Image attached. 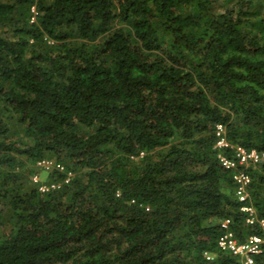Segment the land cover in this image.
I'll use <instances>...</instances> for the list:
<instances>
[{
    "label": "trees",
    "instance_id": "16d2710c",
    "mask_svg": "<svg viewBox=\"0 0 264 264\" xmlns=\"http://www.w3.org/2000/svg\"><path fill=\"white\" fill-rule=\"evenodd\" d=\"M217 124L264 150V0H0V264H241Z\"/></svg>",
    "mask_w": 264,
    "mask_h": 264
},
{
    "label": "built area",
    "instance_id": "2783aa9c",
    "mask_svg": "<svg viewBox=\"0 0 264 264\" xmlns=\"http://www.w3.org/2000/svg\"><path fill=\"white\" fill-rule=\"evenodd\" d=\"M31 20H35L37 15L36 7L31 8ZM216 142L214 149L217 151L219 164L226 170L232 171V179L235 184V194L241 203L240 211L244 214L245 222L251 226H256L264 232V219L258 216L256 208L250 202L249 186L252 182L250 168L264 164V150L255 148L247 149L241 144L231 142L227 137L225 125L217 124L215 128ZM226 150L228 152H226ZM37 167L45 170L65 171V166L61 163H54L49 159H42L36 163ZM63 181L42 180L37 173L33 174L32 181L41 192H48L61 188L62 184L68 183L72 177V172H65ZM232 219L227 217L220 221L221 233L216 240L218 251L229 252L239 258L241 264H256L255 256L260 254L264 247V235L250 234L240 240L231 228ZM206 259H213L215 253L204 252Z\"/></svg>",
    "mask_w": 264,
    "mask_h": 264
},
{
    "label": "rangeland",
    "instance_id": "374dc122",
    "mask_svg": "<svg viewBox=\"0 0 264 264\" xmlns=\"http://www.w3.org/2000/svg\"><path fill=\"white\" fill-rule=\"evenodd\" d=\"M37 174L39 175V177L42 179V180H47V175L45 173H43L42 171H38ZM33 176V175H32Z\"/></svg>",
    "mask_w": 264,
    "mask_h": 264
},
{
    "label": "clouds",
    "instance_id": "9594fccd",
    "mask_svg": "<svg viewBox=\"0 0 264 264\" xmlns=\"http://www.w3.org/2000/svg\"><path fill=\"white\" fill-rule=\"evenodd\" d=\"M208 252H211V251H208ZM213 253H215V255H216L217 252H213ZM256 256H257V255H256ZM204 257H205V256H204ZM214 257H215V256H214ZM207 260H208V259H207ZM210 260H211V259H210ZM238 260H239V258H238ZM239 261H240V260H239ZM240 263H241V261H240Z\"/></svg>",
    "mask_w": 264,
    "mask_h": 264
}]
</instances>
